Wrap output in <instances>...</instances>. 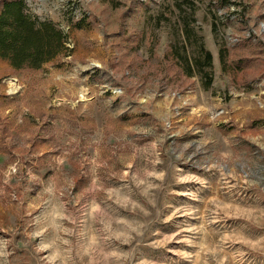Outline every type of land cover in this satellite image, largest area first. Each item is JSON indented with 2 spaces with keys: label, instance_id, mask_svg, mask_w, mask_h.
<instances>
[{
  "label": "rangeland",
  "instance_id": "rangeland-1",
  "mask_svg": "<svg viewBox=\"0 0 264 264\" xmlns=\"http://www.w3.org/2000/svg\"><path fill=\"white\" fill-rule=\"evenodd\" d=\"M24 1L67 53L0 60V264H264V0H191L208 89L184 0Z\"/></svg>",
  "mask_w": 264,
  "mask_h": 264
},
{
  "label": "trees",
  "instance_id": "trees-1",
  "mask_svg": "<svg viewBox=\"0 0 264 264\" xmlns=\"http://www.w3.org/2000/svg\"><path fill=\"white\" fill-rule=\"evenodd\" d=\"M185 8L177 5L182 18L181 35L184 55L179 56L180 67L185 76L198 75L204 89L213 82L212 54L203 44L195 27V5L184 0ZM214 31L212 27V32ZM68 35L49 20H38L26 12L24 0H3L0 9V60L8 63L14 71H37L45 64L67 53ZM193 39L195 54L186 53V41ZM225 49L218 52L222 70L226 67Z\"/></svg>",
  "mask_w": 264,
  "mask_h": 264
},
{
  "label": "crops",
  "instance_id": "crops-1",
  "mask_svg": "<svg viewBox=\"0 0 264 264\" xmlns=\"http://www.w3.org/2000/svg\"><path fill=\"white\" fill-rule=\"evenodd\" d=\"M263 104H264V102H263Z\"/></svg>",
  "mask_w": 264,
  "mask_h": 264
}]
</instances>
